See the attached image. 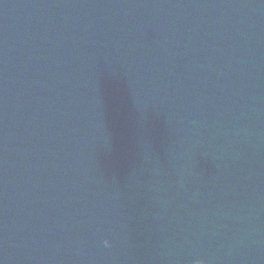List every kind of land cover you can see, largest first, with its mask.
<instances>
[{"label":"clouds","instance_id":"clouds-1","mask_svg":"<svg viewBox=\"0 0 264 264\" xmlns=\"http://www.w3.org/2000/svg\"><path fill=\"white\" fill-rule=\"evenodd\" d=\"M104 246L105 247H111V242L109 240L104 241Z\"/></svg>","mask_w":264,"mask_h":264}]
</instances>
